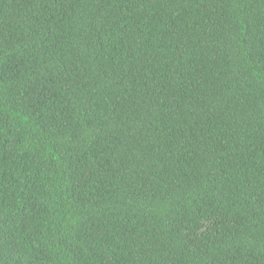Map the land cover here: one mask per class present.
I'll return each instance as SVG.
<instances>
[{
	"label": "trees",
	"instance_id": "trees-1",
	"mask_svg": "<svg viewBox=\"0 0 264 264\" xmlns=\"http://www.w3.org/2000/svg\"><path fill=\"white\" fill-rule=\"evenodd\" d=\"M0 264H264V0H0Z\"/></svg>",
	"mask_w": 264,
	"mask_h": 264
}]
</instances>
